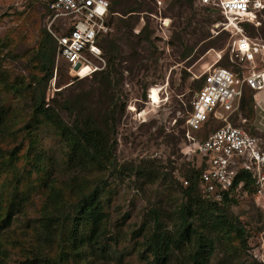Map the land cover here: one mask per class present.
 <instances>
[{
    "label": "rangeland",
    "instance_id": "rangeland-1",
    "mask_svg": "<svg viewBox=\"0 0 264 264\" xmlns=\"http://www.w3.org/2000/svg\"><path fill=\"white\" fill-rule=\"evenodd\" d=\"M52 1L0 0V75L4 81L0 83V114L11 127L5 138L0 139V201L3 214L13 213L10 224L0 230V264L56 260L60 252L59 242L51 247L43 244L40 217L48 191L38 174L28 173V163L38 150H30L29 154L28 151L31 142L40 143L50 168L55 163L63 169L64 143L49 125L34 127L26 134L24 125L30 119L32 100L30 90L25 87L31 83L36 91L33 95L45 96L48 104L69 102L70 109L61 111L67 122L89 115L83 107L95 105L98 97L96 93L92 98L89 96L97 72L81 79L72 78L56 53L51 80L37 81L43 77L35 59L42 37L48 33L49 47L55 48L53 34L67 30L62 18L52 22ZM115 1L118 4L114 6L113 31L103 45L104 69L114 55L113 77L114 83L118 82L117 170L109 173L105 185L109 191L106 241L111 255L97 258L92 255L88 261L75 264H150L141 258L142 238L137 239L136 233L142 229L145 214L152 207L163 206L168 210L181 195L166 198L170 185L158 182L143 186L131 175V169L143 161H158L165 173L182 183L185 170L200 163L191 154L188 148L191 143L186 138V120L202 84L200 76L215 64L218 54L223 57V66L232 64L229 52L234 31L224 30L225 19L205 10L197 0L192 9L170 3L161 13L151 7L137 8L144 0ZM130 8H136V12L126 13ZM122 19L131 27H124ZM164 19L168 20L161 29ZM244 24L248 23L241 24L246 36L264 40V15L258 17L255 25L251 24L255 31L250 26L246 29ZM94 63L102 65L99 60ZM243 117L248 119L245 124ZM231 123L264 138V112L254 108V99H248L242 117L232 116ZM220 125L213 120L203 132L193 133V137L201 140ZM15 148H20L17 160L10 156V150ZM16 174L24 177L21 186H17ZM61 174L64 178L69 175ZM15 186L20 193L13 190ZM230 207L229 216L241 229L242 236L236 232L227 236L223 232L210 264H221L226 257L231 264H264V208L251 193ZM227 249L233 254L228 255ZM171 264L178 262L173 260Z\"/></svg>",
    "mask_w": 264,
    "mask_h": 264
},
{
    "label": "trees",
    "instance_id": "trees-1",
    "mask_svg": "<svg viewBox=\"0 0 264 264\" xmlns=\"http://www.w3.org/2000/svg\"><path fill=\"white\" fill-rule=\"evenodd\" d=\"M146 1L144 0V4L139 3L137 8L151 7L152 10H157L151 0ZM195 1L168 0L165 9L170 3L173 6L179 5V7L192 9ZM109 2V24L112 25V17L116 12L114 6L118 2L115 0ZM204 9L213 12L208 7ZM50 11L52 12L51 8ZM132 12H136V8L126 10V13ZM261 15H264V12ZM124 20L122 19L124 27L130 28L131 25ZM247 23L244 24L245 28L250 26L255 31L251 25L253 23ZM107 39L108 37L103 38L100 43L102 48ZM54 41L55 48H50V35L47 33L41 39L40 49L35 59L39 62V71L43 77L38 79L35 77L37 81L43 78L42 80L47 82L52 78L53 58L57 51L56 40ZM221 62L219 65L223 66ZM115 67L113 55L108 60L107 69L95 73L93 77L95 86L89 96L92 98V95L96 93L98 97L95 105L91 103L83 107V111L89 115L76 117L71 122H67L61 114V111L70 109L69 102L62 105L53 101L52 104H48L45 102V96L33 95V91L34 93L36 91L31 83L25 87L28 91L30 90L32 100L30 119L24 125L27 129L26 134L34 127L49 125L64 143L63 169L55 163H52L50 168V162L45 161L46 153L40 143L31 142L29 145L28 154L33 149L38 151L32 155L28 163L30 165L28 173L31 174L34 171L38 174L48 191L46 205L40 217L43 244L51 247L59 242L60 248L56 260L36 259L34 264H75L88 261L92 255L95 258L111 255L110 246L106 241L109 226L105 209L109 201L107 198L109 191L105 185L109 173L117 170L115 151L119 112L117 111L118 82L114 83L113 77ZM224 67H232L230 68L232 71L238 70L236 64ZM1 78L0 75V83H3ZM248 99H253L250 92L243 97L240 106L241 114L247 106ZM9 128H11L9 121L3 119L0 114V139L5 138ZM19 150L20 148L11 149L10 156L17 160ZM201 170L202 168L196 167V163L186 169L185 179L189 181V186L184 187L181 182L179 184L175 181L173 175L165 173L158 161H143L131 169V175L137 181H141L143 186H152L158 182H161V185H170L166 188V198L174 194L181 195V200L176 199L174 205L168 210H165L163 206H155L145 214L146 220L141 226L142 229L136 233L137 239L142 238V260H148L150 264H171L173 260H176L178 264H210L217 244L221 236L223 237V232L227 236L232 232L242 236L241 229L237 228L229 216L230 205L246 198L250 193L254 195L255 188L250 175L240 176L244 181L242 190L235 191L231 196L227 194L222 202L216 203L201 195L199 189ZM61 173L69 175L64 178ZM23 178L20 174H16L17 186H21ZM140 187L142 188L141 185ZM13 190L19 191L16 186ZM2 211L3 202L0 201V230L10 224L13 216L11 212L3 214ZM225 252L228 255L233 254L228 249ZM221 264L231 263L226 257Z\"/></svg>",
    "mask_w": 264,
    "mask_h": 264
},
{
    "label": "built area",
    "instance_id": "built-area-1",
    "mask_svg": "<svg viewBox=\"0 0 264 264\" xmlns=\"http://www.w3.org/2000/svg\"><path fill=\"white\" fill-rule=\"evenodd\" d=\"M167 1L151 0L158 13L165 9ZM197 2L225 19L224 30L234 31L229 61L238 66L237 71L220 66L218 63L223 57L218 55L215 64L200 76L202 84L186 120V138L191 143L188 148L200 159L196 167L202 168L199 189L203 198L220 203L225 195L231 196L243 189L240 176L248 174L255 188L256 202L264 208V138L229 120L247 92L253 93L256 109L263 111L257 96L264 93V40L246 36L241 24L258 19L264 12V0ZM50 8L52 22L62 18L67 27L64 33L53 35L57 60L68 67L70 76L81 79L102 71L106 62L100 43L112 32L109 0H55ZM96 60L102 65H95ZM213 120L220 121L221 125L204 139L193 137V133L204 131ZM181 181L184 187L189 186L187 179Z\"/></svg>",
    "mask_w": 264,
    "mask_h": 264
},
{
    "label": "crops",
    "instance_id": "crops-1",
    "mask_svg": "<svg viewBox=\"0 0 264 264\" xmlns=\"http://www.w3.org/2000/svg\"><path fill=\"white\" fill-rule=\"evenodd\" d=\"M162 20V19H161ZM165 20V19H164ZM163 20V21H164ZM168 19H166V21H167ZM165 24H163V22H162V25L163 26H161V29H163L165 26H166V22H164ZM111 28H112V31H113V27H112V25H111ZM112 33V32H111ZM111 33H110V35L109 36H107V37H110L111 36ZM106 37V38H107ZM100 47H101V49H102V52H103V56H104V50H103V48H102V46L100 45ZM219 55V54H218ZM218 55H217V58H218ZM218 60V59H217ZM216 60V61H217ZM215 61V62H216ZM220 63V62H219ZM218 63V64H219ZM251 94H252V98H253V93L252 92H250ZM254 99V98H253ZM257 101L260 103V105H262V108H263V111L261 110V109H259V108H257L258 110H260V111H262V112H264V93H261V94H259L258 96H257ZM241 106V105H240ZM254 108L256 109V104H255V100H254ZM256 109V110H257ZM232 116H240V117H242V114H241V112H240V108L237 110V111H235L234 113H232L230 116H229V120L231 121V117ZM247 121H248V119H246L245 117H243L242 118V123L243 124H245V123H247ZM219 123L221 124V122L219 121ZM240 127H242L243 129H245L243 126H240ZM247 132H249V133H251V134H254V133H252L250 130H247V129H245ZM203 132V131H202ZM256 135V134H255ZM206 136H204V138H205ZM203 138V139H204Z\"/></svg>",
    "mask_w": 264,
    "mask_h": 264
},
{
    "label": "bare ground",
    "instance_id": "bare-ground-1",
    "mask_svg": "<svg viewBox=\"0 0 264 264\" xmlns=\"http://www.w3.org/2000/svg\"><path fill=\"white\" fill-rule=\"evenodd\" d=\"M233 23H234V22H233ZM154 100H156V98H155Z\"/></svg>",
    "mask_w": 264,
    "mask_h": 264
}]
</instances>
